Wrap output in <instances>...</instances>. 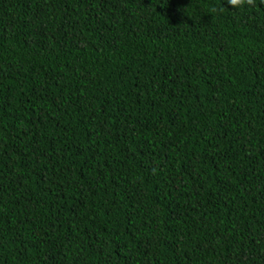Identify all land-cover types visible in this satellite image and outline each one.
I'll use <instances>...</instances> for the list:
<instances>
[{
	"label": "trees",
	"instance_id": "16d2710c",
	"mask_svg": "<svg viewBox=\"0 0 264 264\" xmlns=\"http://www.w3.org/2000/svg\"><path fill=\"white\" fill-rule=\"evenodd\" d=\"M0 264H264V0H0Z\"/></svg>",
	"mask_w": 264,
	"mask_h": 264
},
{
	"label": "clouds",
	"instance_id": "9594fccd",
	"mask_svg": "<svg viewBox=\"0 0 264 264\" xmlns=\"http://www.w3.org/2000/svg\"><path fill=\"white\" fill-rule=\"evenodd\" d=\"M226 3L232 8V9H242L246 6H252L254 7L256 4V0H226ZM221 11H223V7L221 6ZM212 12H216L217 9L213 8L211 9Z\"/></svg>",
	"mask_w": 264,
	"mask_h": 264
}]
</instances>
